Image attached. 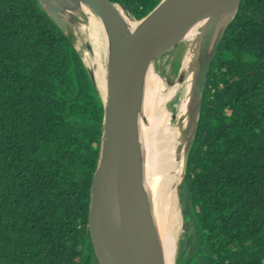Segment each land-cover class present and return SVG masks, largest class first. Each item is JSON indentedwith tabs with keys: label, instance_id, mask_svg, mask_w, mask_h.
I'll use <instances>...</instances> for the list:
<instances>
[{
	"label": "trees",
	"instance_id": "obj_1",
	"mask_svg": "<svg viewBox=\"0 0 264 264\" xmlns=\"http://www.w3.org/2000/svg\"><path fill=\"white\" fill-rule=\"evenodd\" d=\"M110 1L141 20L162 0ZM103 117L80 52L38 0H0V264H98ZM181 201L183 264H264V0H242L219 46Z\"/></svg>",
	"mask_w": 264,
	"mask_h": 264
},
{
	"label": "water",
	"instance_id": "obj_2",
	"mask_svg": "<svg viewBox=\"0 0 264 264\" xmlns=\"http://www.w3.org/2000/svg\"><path fill=\"white\" fill-rule=\"evenodd\" d=\"M53 23L70 37L84 21L83 6L98 16L108 39L107 87L102 96L95 71L86 66L104 105L98 166L92 179L89 233L98 264H166L144 176L141 118L148 71L201 24L190 101L191 131L182 155L184 181L201 119L208 78L224 35L242 0H162L136 20L110 0H38ZM126 9L134 24L126 21ZM185 75L179 74L183 82ZM170 84H172L170 82Z\"/></svg>",
	"mask_w": 264,
	"mask_h": 264
},
{
	"label": "bare ground",
	"instance_id": "obj_3",
	"mask_svg": "<svg viewBox=\"0 0 264 264\" xmlns=\"http://www.w3.org/2000/svg\"><path fill=\"white\" fill-rule=\"evenodd\" d=\"M86 9L92 11L88 7L80 10L78 16L84 23L73 32L83 36L85 41L92 36L94 43L89 45L95 46L96 49H91V51L83 49V56H81L95 71L98 89L100 94L105 96L107 64L104 62L108 60V56H104L100 50L108 54L107 34L105 28L84 15ZM201 34V24H198L184 40L188 45V53L181 66L182 73L185 75L183 82L177 79L173 85H168L154 65L148 71L145 82L141 118L143 150L149 172L152 212L162 242L166 264H175L177 236L182 226L180 209V190L184 183L182 155L191 131L190 101L195 72L194 59ZM97 42L100 44L98 45ZM94 54L103 59L102 64L94 60ZM144 176L147 187L145 164Z\"/></svg>",
	"mask_w": 264,
	"mask_h": 264
},
{
	"label": "rangeland",
	"instance_id": "obj_4",
	"mask_svg": "<svg viewBox=\"0 0 264 264\" xmlns=\"http://www.w3.org/2000/svg\"><path fill=\"white\" fill-rule=\"evenodd\" d=\"M78 26L71 25L69 28V35H70V38H71V41L74 47L80 52L81 55H82L83 49L90 50V51L91 49L95 50L96 49L95 46L89 45L91 43H94L92 36L89 37L87 41H85L83 36L75 34L73 32V30L76 29ZM99 44L100 43H98V45ZM187 51H188V45L186 44V42H182L178 46L173 48L171 51L164 54L160 59H158L154 63L155 68L165 78L166 83L168 85L170 86L173 85L175 81L178 79L179 74L182 73L181 66H182L184 57H186V54L188 53ZM94 60H96L98 63H101V64L103 62V59L99 55H96V54H94ZM104 64H107V61H105ZM170 82L172 84H170ZM190 116H192V109L190 112ZM188 126H189V123H188ZM144 161H146L145 156H144ZM181 191L182 190H180V209L182 211V226L178 234L179 237L177 236V242H176V247H175V253H176L175 264H183L192 250V246L186 243L187 237L190 235L191 232L190 231L188 232L185 230V223L187 220H186V217L183 215L184 206L181 201V193H182Z\"/></svg>",
	"mask_w": 264,
	"mask_h": 264
}]
</instances>
